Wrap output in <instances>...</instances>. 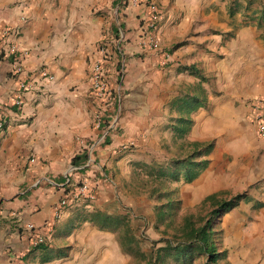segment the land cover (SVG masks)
I'll list each match as a JSON object with an SVG mask.
<instances>
[{"label": "crops", "instance_id": "crops-1", "mask_svg": "<svg viewBox=\"0 0 264 264\" xmlns=\"http://www.w3.org/2000/svg\"><path fill=\"white\" fill-rule=\"evenodd\" d=\"M137 1L0 0V264H138L119 228L92 216L123 218L133 235L134 213L150 205L140 167L184 159L193 143L212 147L206 168L180 181L182 212L245 192L222 218L224 264H264V138L255 121L264 0ZM14 42L34 87L21 108ZM97 61L110 82L102 99L92 88ZM192 97L205 105L183 115L192 124L175 139L171 105ZM83 180L93 200L71 197Z\"/></svg>", "mask_w": 264, "mask_h": 264}, {"label": "trees", "instance_id": "trees-1", "mask_svg": "<svg viewBox=\"0 0 264 264\" xmlns=\"http://www.w3.org/2000/svg\"><path fill=\"white\" fill-rule=\"evenodd\" d=\"M205 105V98L192 97L184 100L183 102L174 101L171 105L179 117L171 120L172 131L175 139H183L188 131L190 130L192 121L189 117L183 116L184 114H190L196 111L197 108ZM194 150L184 159L172 160L168 163L166 169L167 172L163 171V168L159 170L152 169L147 165L140 167L143 169H149L146 173L147 176L159 180L162 177H171L175 181H179L177 169L185 170L183 174V181L190 183L194 180L199 173L206 168L208 160L205 158L211 151V145L200 146L199 144H192ZM176 169V172H175ZM241 196H236L228 201H216V195H210L206 197L202 202V206L210 204L211 207L215 208L213 214L216 218H220L225 213L232 210L237 206L241 200ZM180 202L168 201L166 204L160 205L156 208L158 221L166 219L168 216L174 214L175 210L179 209ZM191 215H185L182 219L181 225H179L174 231V241H166L163 247L156 249L155 254H138L140 261H144V264H165L166 259H172L173 264H193L198 258L204 257L205 264H220L221 260H225V252H217L216 244L214 241V232L212 221L206 220L201 222V225H197L192 220ZM92 220L103 226L118 227L120 233H122L121 239L124 246H127L128 252H133L131 243L136 240L132 237L130 229H127L125 219L113 218L104 214H95L92 216ZM162 242V241H159Z\"/></svg>", "mask_w": 264, "mask_h": 264}, {"label": "rangeland", "instance_id": "rangeland-1", "mask_svg": "<svg viewBox=\"0 0 264 264\" xmlns=\"http://www.w3.org/2000/svg\"><path fill=\"white\" fill-rule=\"evenodd\" d=\"M172 119H174V117L170 119V122ZM170 161L171 160L167 161V163L163 165L148 166V167L155 170H159L160 168H163L164 169L163 171L167 172L166 167L168 163H170ZM148 171L149 169L142 170V172L144 173L143 174L144 177L142 178L141 181V189L144 195L145 194L147 195L150 205L147 206V204L145 203L144 205L141 206L142 214L134 213L133 215L132 220L134 221L135 227L133 230L132 237L135 238L136 240L134 243H131V248L133 249V253H135L136 256L138 254L149 255L150 253L154 255L156 249H158L159 247H163L166 241H174L173 239L174 231L179 225H181L183 217L185 215H191L193 217L192 220L195 223H197L198 226L201 225L200 224L201 222H204L206 220L212 221L211 224L213 226V232H214L213 237L216 244L217 252H225L227 256L226 251L221 250L222 249L221 234L223 233L222 218L226 213L220 218H216L213 214V210L215 208L211 207L210 204H206L205 206H202L201 203L198 204L196 207H194L191 211L182 212L181 210L182 203L179 200L180 199L179 189L182 186V184H180V181L182 180V182H184L183 174L185 170L179 168L177 169L179 181H175L173 180V178L168 176L162 177L159 180H157L155 178H151L147 176L146 173ZM244 194L245 192L231 196H224L223 193L222 194L218 193L216 194V201L217 202L228 201L239 195L243 198ZM170 200L172 201L178 200L180 202L179 209L175 210L174 214L168 216L166 219H163L162 221H158L156 208L160 205L166 204ZM166 261L167 262H165V264H173L172 259L170 260L166 259ZM196 261H201V264H205L204 257H200ZM224 261L225 260H221L219 263L224 264ZM138 264H144V261H139Z\"/></svg>", "mask_w": 264, "mask_h": 264}, {"label": "built area", "instance_id": "built-area-1", "mask_svg": "<svg viewBox=\"0 0 264 264\" xmlns=\"http://www.w3.org/2000/svg\"><path fill=\"white\" fill-rule=\"evenodd\" d=\"M137 0H132L133 4H136ZM149 10H150V24L149 27L152 29L154 27L156 18H157V9L155 5L149 4ZM7 35L6 31L0 32V41L4 39ZM149 44L154 45V42L152 39H149ZM103 53V52H102ZM9 54L13 57V71L14 73L20 77L18 79V90L16 92L15 97L13 98V104L21 108L23 105V94L25 92H29L34 89L33 82L30 81L28 74L25 72L24 67L20 61L21 57L26 55L25 51L20 50L19 45L14 42L9 46ZM41 76L45 79L51 80L52 77L47 75V73L43 72L41 73ZM22 77V78H21ZM91 80H92V88L94 91V95L98 99L104 98L106 95V92L109 87V80L107 77H105L102 74V67L101 64L97 61L92 68V74H91ZM256 115H255V121H256V127L258 134L261 138H264V98L258 100L256 106ZM4 122L0 121V129L3 127ZM71 197L73 199H85V200H93L94 199V189L90 182L88 180H83L71 193ZM61 206H64L66 204L65 200H62L60 202ZM29 230L33 228L32 225L28 226ZM44 243V240L39 237L34 241V246H38Z\"/></svg>", "mask_w": 264, "mask_h": 264}]
</instances>
